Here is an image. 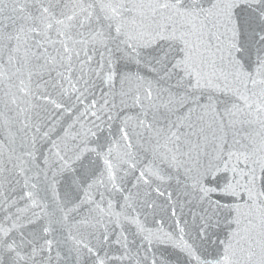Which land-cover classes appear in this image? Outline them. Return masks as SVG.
Wrapping results in <instances>:
<instances>
[{
    "label": "snow or ice",
    "instance_id": "obj_1",
    "mask_svg": "<svg viewBox=\"0 0 264 264\" xmlns=\"http://www.w3.org/2000/svg\"><path fill=\"white\" fill-rule=\"evenodd\" d=\"M0 264H264V0H0Z\"/></svg>",
    "mask_w": 264,
    "mask_h": 264
}]
</instances>
